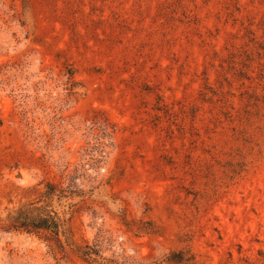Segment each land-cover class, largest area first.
I'll use <instances>...</instances> for the list:
<instances>
[{"label": "rangeland", "instance_id": "1", "mask_svg": "<svg viewBox=\"0 0 264 264\" xmlns=\"http://www.w3.org/2000/svg\"><path fill=\"white\" fill-rule=\"evenodd\" d=\"M38 200L64 257L2 230ZM85 244L264 264V0H0V264H90Z\"/></svg>", "mask_w": 264, "mask_h": 264}, {"label": "trees", "instance_id": "2", "mask_svg": "<svg viewBox=\"0 0 264 264\" xmlns=\"http://www.w3.org/2000/svg\"><path fill=\"white\" fill-rule=\"evenodd\" d=\"M83 196L84 192L76 183L71 182L70 185L63 188L59 183L46 182L41 199L51 201L56 198L57 201L68 202ZM42 200L22 205L8 214L2 230L36 236L45 242L52 252L64 257L65 247L72 246L68 238L65 237L62 240L65 234L64 221L58 213L47 210V205L39 206ZM75 254L79 259L90 264H114L111 260H106L105 263L99 262L104 259L101 257L97 245L80 246L75 250ZM174 261L181 262L183 260L178 258Z\"/></svg>", "mask_w": 264, "mask_h": 264}]
</instances>
